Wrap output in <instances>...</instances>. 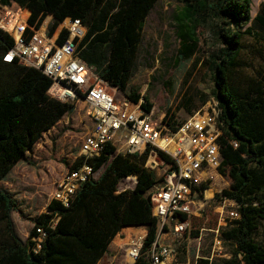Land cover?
<instances>
[{
	"label": "trees",
	"instance_id": "16d2710c",
	"mask_svg": "<svg viewBox=\"0 0 264 264\" xmlns=\"http://www.w3.org/2000/svg\"><path fill=\"white\" fill-rule=\"evenodd\" d=\"M176 1L182 4L175 16L178 58L187 59L196 50L197 27H208L213 34L212 95L222 122L217 137L221 155L218 171L229 179V186L214 197L219 205L222 198L234 200L239 215L224 229L223 237L231 245L229 257L200 258L198 264H264V246L255 238L259 222L264 223V51L244 49L241 40L249 31L250 20L264 25V1L253 18L250 0ZM11 2L29 12L26 21L34 27L46 15L51 16L49 35L64 18H78L85 27L78 45L79 58L130 101L141 98L136 88L126 91V85L143 21L156 0H0V5ZM65 36L63 30L56 41L61 43ZM11 42L0 30V180L44 131L73 108V103L47 95L50 80L40 71L2 61ZM142 100L148 111L146 96ZM199 101L204 103L206 97ZM162 122L170 131L180 124L168 115ZM112 151L107 143L99 156L86 161L93 171L105 165L97 178L80 184L67 207L50 200L46 211L33 220L27 242L13 230L10 212L14 201L0 190V264H96L123 226L145 228L140 255L132 264H151L146 250L157 224L150 213L147 191L157 179L143 165L147 150L124 155H112ZM158 156L170 160L161 151ZM79 163V159L74 160L68 170ZM128 176L135 178L133 187L117 190L118 182ZM212 192L207 189L206 198ZM35 228L44 233L38 248L30 239L37 235Z\"/></svg>",
	"mask_w": 264,
	"mask_h": 264
},
{
	"label": "built area",
	"instance_id": "2783aa9c",
	"mask_svg": "<svg viewBox=\"0 0 264 264\" xmlns=\"http://www.w3.org/2000/svg\"><path fill=\"white\" fill-rule=\"evenodd\" d=\"M23 12L19 6L12 10L7 5H0V30L12 40L1 57L2 61L40 71L50 80L46 90L48 96L63 102L81 101L85 107L83 114L91 121L90 130L82 134L78 144L75 160H80L79 165L61 175L50 200L63 207L70 204L80 184L93 178L95 171L86 161L99 156L105 144L113 147L112 155L141 154L147 150L144 167L152 171L160 168L161 172L155 176L157 182L147 191L157 230L146 252L151 264H167L175 250L173 240L188 231L192 217L199 216L200 207L207 200L204 190L213 174H220L217 137L222 122L216 101L213 98L207 101L175 131H170L161 118H154L151 109L146 111L142 107L141 98L132 102L124 95L116 97L117 89L97 77L93 69L79 58L78 45L85 27L78 18H64L53 29L58 27V33L49 35L45 29L47 22L43 27L42 24L34 27L27 23ZM63 30L66 36L58 43L56 39ZM231 145L236 146L234 142ZM158 151L168 155L170 160L161 159ZM123 179L135 182L134 176ZM225 202L230 210L226 218H219L218 224L222 226L239 217L236 202L222 198L221 204ZM35 231L37 235L30 239L38 248L44 233L41 228H35ZM145 234L144 231L137 240L129 243L125 250L127 264H132L140 255ZM168 236H173L170 243L165 242ZM215 244L220 252V240L216 237ZM219 256L228 258L229 254ZM236 257L239 259L240 254L237 253ZM200 258L211 261L208 257Z\"/></svg>",
	"mask_w": 264,
	"mask_h": 264
},
{
	"label": "rangeland",
	"instance_id": "374dc122",
	"mask_svg": "<svg viewBox=\"0 0 264 264\" xmlns=\"http://www.w3.org/2000/svg\"><path fill=\"white\" fill-rule=\"evenodd\" d=\"M263 1L250 0L251 18L259 11ZM7 6L14 10L17 5L11 2ZM181 6L176 0H156L143 21L126 85V91L136 88L142 99L146 96L154 118L162 120L168 115L180 123L213 98L210 57L216 48L210 29L197 27L196 50L187 59L178 58L180 43L176 35L175 16ZM114 10L111 9V12ZM49 17L43 18L45 20L40 23L42 27ZM51 22L50 18L45 28L46 33ZM247 26L249 31L241 38L244 49L261 48L264 51V25L259 26L250 20ZM122 95L117 89L116 97ZM202 96L206 97V101L201 104L199 100ZM84 109L81 101L73 102L72 111L44 131L0 180V190L14 201L10 219L15 234L23 242L28 240V232L32 229L35 217L46 211L55 183L75 160L82 134L90 130L91 121L84 116ZM104 165L105 163L94 172L93 178H97ZM153 172L157 176L161 169L155 168ZM133 184L132 179H122L116 188L130 189ZM228 186L229 179L226 176L213 174L206 187L213 191V195L202 203L199 216L190 219L188 231L178 240H173V236L166 238L165 242L173 240L175 246L167 264H198L201 256L218 260L222 258L219 255L229 254L230 240L223 237L226 227L218 224V221L220 217L228 216L230 206L226 202L219 205L214 197ZM258 227L255 238L264 246V223L259 222ZM144 231L146 232L143 226H137L119 234L112 242L114 249L111 254L106 252L98 264H127L126 248ZM215 237L220 240V252L216 250Z\"/></svg>",
	"mask_w": 264,
	"mask_h": 264
},
{
	"label": "crops",
	"instance_id": "0c3cea01",
	"mask_svg": "<svg viewBox=\"0 0 264 264\" xmlns=\"http://www.w3.org/2000/svg\"><path fill=\"white\" fill-rule=\"evenodd\" d=\"M24 11H26V12H25V13H26L25 15H26V17H27L28 14H29V12H28L26 9H24ZM46 16H47V15H46ZM46 16H45L44 18H46ZM50 18H51V16L48 18V21L50 20ZM48 21H47V22H48ZM51 33H53L54 35H56V34L58 33L57 28H56L55 30H53ZM134 227H136V226H123V227H121V229L115 234V236L111 239V241H110L109 244L107 245V249H106L105 253H106V252H109L108 254H111L112 249H114V245L112 244V242L115 241L116 237L118 238V235H119V234H121L122 232L130 231V230H132ZM105 253L102 255V257L105 255ZM102 257H101V258H102ZM101 258H100V259H101ZM100 259L97 261L96 264H98V262L100 261Z\"/></svg>",
	"mask_w": 264,
	"mask_h": 264
},
{
	"label": "bare ground",
	"instance_id": "6f19581e",
	"mask_svg": "<svg viewBox=\"0 0 264 264\" xmlns=\"http://www.w3.org/2000/svg\"><path fill=\"white\" fill-rule=\"evenodd\" d=\"M129 178H130V177H129ZM206 190H207V189L204 190V196H205V198H206Z\"/></svg>",
	"mask_w": 264,
	"mask_h": 264
}]
</instances>
